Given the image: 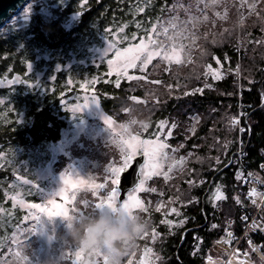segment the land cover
Returning a JSON list of instances; mask_svg holds the SVG:
<instances>
[{
    "label": "rangeland",
    "instance_id": "1",
    "mask_svg": "<svg viewBox=\"0 0 264 264\" xmlns=\"http://www.w3.org/2000/svg\"><path fill=\"white\" fill-rule=\"evenodd\" d=\"M253 3L255 9L248 7ZM51 4L52 0H30L6 23L33 20L38 12L48 10ZM169 6V13L153 23L142 36L132 37L130 42L124 44L125 39L116 32L108 34V27L101 42L94 40L89 44L83 58L68 59L65 64L58 62L52 66L48 60L56 59V53L39 50L29 61L26 71L0 78V85L9 92L0 97V104L6 102L7 106L0 117L13 122V94L25 96L35 91L37 101L41 103L47 92L54 91L59 75L62 76L58 101L59 118L64 121L55 140L38 145H0V169L10 170L12 176L6 177L8 180L2 183L1 212L7 201L9 213L13 215L18 209L21 218L10 234L0 236V264H25L21 257H27L28 264H82L86 252L77 261L74 252L78 246L64 238L66 219L48 218L47 214L41 215L40 209L30 206L41 205L54 212L59 211L54 205L60 204L69 215L90 213L92 208H86L84 202H99L115 186L111 183L110 169H124L136 154L142 153V149H137L134 154L130 151L125 153L121 141L134 143L137 140L162 141L168 146L163 150L167 156L159 160L161 174L150 175L148 165L151 160L146 155L139 182L122 201L118 185L119 202L131 195L142 200L148 209L147 212L134 210V214L146 222L148 236L144 235L145 231L139 235L129 254L120 258L119 264H166L168 256L164 248H167L169 234L175 235L188 222L189 215L185 210L189 212L190 206L197 201L194 190L203 184L205 171H212L224 162L234 127L238 125L240 129H246L241 123L245 104L237 105L231 101L234 93L230 98L223 97L225 99H221L220 104L211 101L197 107L193 102V99L211 91L228 95L220 87V80L225 76L222 60L215 53L212 59V52L215 47L224 45L237 46L238 50H242L236 69V79L241 83L242 78V86L244 78L253 79L247 74L246 61L252 59L258 62L264 57V0H219L218 3L213 0H174ZM204 16H207L206 20ZM176 17L178 20L174 19ZM74 19L75 14L71 15L70 22ZM169 21L177 23V28H172ZM161 25L168 27L167 35L163 34ZM153 27L157 29L156 33L151 31ZM149 40L161 41L160 49ZM141 42L148 44L149 51L167 49L171 59L154 55L145 64L144 54H141L139 59L131 62L135 66H131L128 57L133 53L126 56L125 51L135 50ZM233 42L237 45L231 44ZM76 64L94 72L89 74L85 70L83 77L77 80L71 71ZM217 74L221 78H217ZM122 78L129 80L132 91L139 93L142 90V95L134 94L131 104L123 107L122 111L121 107L107 111L100 100L97 84L103 79L118 82ZM16 115V120L23 122L24 113L19 111ZM161 121L165 122L163 128L160 127ZM139 124L142 126L135 128L134 125L137 127ZM151 124L153 128L146 135ZM173 124L175 127H172ZM169 132L171 135H168ZM204 147L209 148L202 153ZM181 158L183 162L177 163ZM174 164L176 166L169 172V167ZM262 168L260 171L248 170L254 177L253 181L261 187L264 185V165ZM163 173H167V178ZM61 177L67 179V184L62 182ZM243 178L245 183L246 177ZM141 181L144 190L134 191L141 186ZM99 184L106 187L97 189L95 185ZM257 185L255 183L246 192V198L252 196L257 209L252 216L242 215L247 217V220L243 219L246 225L244 233L237 235L236 242H233L232 232L224 229L220 239L212 243L205 255V264H264V243L257 241L262 238L264 227L254 226L264 225L263 219L258 216V209L264 206V189ZM59 188H64L63 194L49 196ZM218 188L224 199H215ZM230 190L237 195L238 187L234 184L217 182L208 201L220 207L224 217L232 219ZM157 207H160L159 211ZM172 208H176L180 215L172 212ZM36 216L40 219H35ZM20 218L17 214L14 222ZM164 219L173 221V225L161 223ZM182 219L186 222L177 226ZM33 228L36 232L31 231ZM153 229L158 234L156 240L152 239ZM241 241H245L244 248Z\"/></svg>",
    "mask_w": 264,
    "mask_h": 264
},
{
    "label": "trees",
    "instance_id": "2",
    "mask_svg": "<svg viewBox=\"0 0 264 264\" xmlns=\"http://www.w3.org/2000/svg\"><path fill=\"white\" fill-rule=\"evenodd\" d=\"M52 1L53 4L48 10L38 12L33 20L24 23H6L0 28V78L4 79L26 71L29 61L39 50L46 52L51 50L56 53V59L53 57L48 60V64L52 66L58 62L65 64L68 59L83 58L85 57L84 51L89 44L94 40L101 42L108 27H110L108 34L116 32L125 39L124 44L130 42L132 37L142 36L153 23L169 13L171 7L169 5L174 2V0ZM73 14H75V19L70 22ZM231 44H236V42ZM240 51L242 50H238L237 46L224 45L215 47L212 52V59L215 53L222 60L225 76L220 80V87L222 86L229 96L211 91L198 96L196 100L193 99V102L197 107L211 101L220 104V100L225 99L223 97L230 98L231 93H234L231 101L237 105L242 102L245 104L241 123L245 125L246 130L242 131L238 125L235 126L224 162L212 171H205L203 184L194 190L197 201L190 206L189 212L185 210V213L189 215L188 222L180 227L175 235L169 234L167 248H164L168 256L166 264H205V255L212 243L220 239L224 229L228 228L232 232L233 242H236L237 235L244 233L246 228L242 215L252 216L256 212L257 208L254 203L246 198L249 185L248 181L244 183L243 177L247 176L245 172L249 169L260 171L264 164V57L258 62L252 59L246 61L247 74L253 79L244 78L242 86V78L241 83L236 79ZM245 54H248V51H245ZM87 68L82 65L78 66V64L74 65L71 70L73 77L78 80L85 73L94 72ZM85 70L87 72L84 73ZM62 83V76L59 75L54 91L47 92L41 103L37 101L35 91L25 96L16 93L12 95L15 102V108L11 112L13 122L0 117V145L2 147L17 143H37L38 145L59 137L64 124V121L59 118L58 101ZM97 85L103 108L107 111L120 107L122 111L123 107L131 104L133 95L138 93V91H132L129 80L125 78L118 82L114 79H103ZM16 90L18 91L17 87ZM5 93L9 92H6L5 88L0 85V97ZM138 95H142V90ZM3 104H0V113L5 108L7 109L6 102ZM19 111L24 113L23 122L16 120V114ZM141 124L134 126L140 128ZM152 128V124L149 125L145 132L146 135H149ZM207 148L209 147H204L201 152L204 153ZM240 172H242L241 176ZM6 177H12L10 170L0 169V203L3 199L2 183L8 180ZM220 181L238 187L237 195H234V191L231 190L228 194L229 198L231 197L229 203L233 206L230 217L232 219L224 217L225 213L221 212L220 207L213 206L208 201L214 185ZM3 210L1 212L0 206L1 237L10 234L13 226L21 220L20 210L17 209L13 215L9 213L10 208L7 201ZM17 214L20 219L14 222ZM258 216L264 221V206L260 209ZM214 225L216 227H213ZM189 227L192 229L186 233L183 240V232ZM263 233H261L262 238L257 240L259 243H264ZM244 245L245 241H241L242 248Z\"/></svg>",
    "mask_w": 264,
    "mask_h": 264
},
{
    "label": "snow or ice",
    "instance_id": "3",
    "mask_svg": "<svg viewBox=\"0 0 264 264\" xmlns=\"http://www.w3.org/2000/svg\"><path fill=\"white\" fill-rule=\"evenodd\" d=\"M214 3H218L219 0H213ZM246 2V0H245ZM179 7L183 8V5H179ZM248 7H251L253 9H255V4H248ZM175 10V6L174 9ZM141 11H143V9H141ZM217 15H220L219 13H217ZM226 18V17H225ZM175 20H178V17L174 18ZM204 19H207V16H204ZM159 23V22H158ZM169 24L172 28H177V23H174L172 21H169ZM183 26V25H181ZM162 29H163V34L167 35L168 34V27H164L163 25H161ZM151 31L153 33L157 32V29L155 27H153L151 29ZM191 39V37H189ZM149 43H154V47L157 49H160V45H161V41L157 40L156 42H153L151 40H149ZM128 53H133L130 57H128V61L129 64L131 66H135L134 64H132L131 62L139 59L141 54H144V63L147 64L148 62H150L153 58L154 55H159V56H163L164 59L168 60L171 59V56L168 55V50L167 49H161L160 51H149L148 48V44L141 42L140 45H138L136 47L135 50L132 49H128L125 51V55L127 56ZM117 55L119 56L120 53H117ZM109 63H111V61H109ZM217 78H221L219 76V74H217ZM117 86H119V84L117 83ZM198 91H202V90H198ZM108 122L111 123L110 118L108 119ZM165 126V122L161 121L160 122V127L163 128ZM172 127H175V125L173 124ZM168 135H171V132L168 133ZM121 145H122V150L125 151V153H127L128 151L132 152L133 154L137 151V149H142V154L147 155L150 160L151 163L148 165V168L150 169V175H160V164H159V160L166 157L167 153H165L163 150L168 147L165 143H163L162 141H139L137 140L134 143H128L125 141H121ZM183 162V158H181L180 161H178L177 163H182ZM125 164H127V161H125ZM176 165H172L169 167L168 171L171 172L172 168L175 167ZM123 171V169H119V168H113L110 169V174H111V183L113 185H115L114 187L111 188L109 194L107 195L106 198L100 199L99 202L96 203H89L88 201L84 202V206L86 208L91 207L92 211L95 209H100L103 208L105 206H115L117 203L121 204L122 206L129 208L131 211L134 212V210L136 209H142L143 211L147 212L148 209L147 207H145L144 202L140 199H138L135 196H129L126 200H124L123 202H119V198L117 196V193L119 191L118 185L120 183L119 180V173ZM143 171V170H142ZM165 175V177L167 178V173H163ZM62 182L64 184H67V179L65 177H61ZM189 183H193V181H189ZM201 183H203V181H201ZM95 187L98 188H105L106 185L105 184H99V185H95ZM144 190L143 189V181H141V186L134 189V191H141ZM151 191H156V189H150ZM64 188H59L58 190L49 193L50 197H55L58 195L63 194ZM216 200H221L224 199L222 193L220 192V189H217V194L215 196ZM50 203L54 204L53 200H50ZM253 203H255V201H253ZM56 209H59V211H54V212H49L47 208H42L41 205H31L30 207L33 209H40L41 210V215L47 214L48 218H53V217H63L66 220H68L69 222H71L73 219H75L77 216H83L85 215L83 212H78L76 215H69L68 210L66 208H63L62 205L60 204H55L54 205ZM157 211L160 210V207H157L156 209ZM172 212H176L177 215H180L179 212H177L176 208H172L171 209ZM35 219L39 220L40 217L36 216L34 217ZM243 219L247 220V217H244ZM186 221L185 220H180L179 224L177 226H182ZM161 223L164 224H168L169 226L173 225V221L168 220V219H164L161 221ZM257 228H261L264 227V225H254ZM213 227H216L215 225ZM32 232H36V229L33 228L31 230ZM145 236H148V232H144ZM157 233L155 232V229H153L152 231V239L156 240L157 239ZM229 236H231V233H228ZM250 242V241H249ZM147 251H150V249H148ZM84 250L80 247H77V249L74 252V255L77 259V261H79L80 257L82 256ZM21 259H23L25 261V264H28L27 262V257H21ZM114 264H119V260L115 261Z\"/></svg>",
    "mask_w": 264,
    "mask_h": 264
},
{
    "label": "clouds",
    "instance_id": "4",
    "mask_svg": "<svg viewBox=\"0 0 264 264\" xmlns=\"http://www.w3.org/2000/svg\"><path fill=\"white\" fill-rule=\"evenodd\" d=\"M66 221L64 238L87 254L82 264H114L129 254L135 239L147 228L145 221L119 203Z\"/></svg>",
    "mask_w": 264,
    "mask_h": 264
},
{
    "label": "water",
    "instance_id": "5",
    "mask_svg": "<svg viewBox=\"0 0 264 264\" xmlns=\"http://www.w3.org/2000/svg\"><path fill=\"white\" fill-rule=\"evenodd\" d=\"M30 0H0V28H2L8 20H10L14 15L19 13L22 8L29 3ZM146 159V155L139 153L133 158V161L123 169L120 176L119 188L120 201L124 199L128 191L134 188L140 180V170L143 162ZM192 229L189 227L183 232V240L186 237V233ZM182 240V242H183Z\"/></svg>",
    "mask_w": 264,
    "mask_h": 264
},
{
    "label": "built area",
    "instance_id": "6",
    "mask_svg": "<svg viewBox=\"0 0 264 264\" xmlns=\"http://www.w3.org/2000/svg\"><path fill=\"white\" fill-rule=\"evenodd\" d=\"M246 129L244 128V129H242V131H245ZM264 165V164H263ZM249 170H251V169H249ZM249 172V171H248ZM247 172V176H246V180L245 181H248V191H249V189H250V187H252L255 183H256V185H257V182H255V181H253L254 180V177H252L249 173ZM249 178H252L251 180H249ZM257 187H259V188H261L262 190L264 189V185L261 187V186H258L257 185ZM247 191V192H248ZM249 199H250V202H253L254 200H253V197L252 196H249ZM260 210V208L258 209V211ZM257 211V212H258Z\"/></svg>",
    "mask_w": 264,
    "mask_h": 264
},
{
    "label": "bare ground",
    "instance_id": "7",
    "mask_svg": "<svg viewBox=\"0 0 264 264\" xmlns=\"http://www.w3.org/2000/svg\"><path fill=\"white\" fill-rule=\"evenodd\" d=\"M236 124H238V123H236ZM239 152V151H238ZM236 155V154H235ZM234 156V155H233ZM233 159H234V157H233ZM263 169V168H262ZM263 171V170H262Z\"/></svg>",
    "mask_w": 264,
    "mask_h": 264
}]
</instances>
